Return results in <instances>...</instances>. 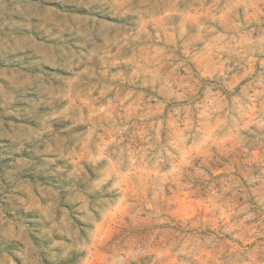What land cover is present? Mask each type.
Instances as JSON below:
<instances>
[{"label": "rangeland", "instance_id": "obj_1", "mask_svg": "<svg viewBox=\"0 0 264 264\" xmlns=\"http://www.w3.org/2000/svg\"><path fill=\"white\" fill-rule=\"evenodd\" d=\"M0 264H264V0H0Z\"/></svg>", "mask_w": 264, "mask_h": 264}]
</instances>
